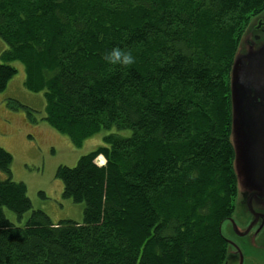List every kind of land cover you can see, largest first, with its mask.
<instances>
[{"label":"trees","instance_id":"16d2710c","mask_svg":"<svg viewBox=\"0 0 264 264\" xmlns=\"http://www.w3.org/2000/svg\"><path fill=\"white\" fill-rule=\"evenodd\" d=\"M262 11L264 0H0V92L19 61L45 121L75 146L132 130L57 169L82 222L33 210L13 224L4 208L21 218L33 205L25 183L0 180V264H224L238 193L230 74ZM117 46L135 63L108 64ZM12 163L0 147V169L12 176Z\"/></svg>","mask_w":264,"mask_h":264},{"label":"rangeland","instance_id":"374dc122","mask_svg":"<svg viewBox=\"0 0 264 264\" xmlns=\"http://www.w3.org/2000/svg\"><path fill=\"white\" fill-rule=\"evenodd\" d=\"M262 13L264 11L251 18L242 37L248 32L247 36L251 34V38H254L256 30H253L254 27L251 26L256 25L259 19L264 21ZM7 49L9 45L0 37V64L4 63L1 55ZM9 64L13 65L18 72L10 80L7 88L0 92V147L13 156L12 176L0 169V180L11 177L14 181L25 183L33 208L21 218L8 208H4L5 214L10 222L17 226L25 225L33 210L44 211L53 223L64 220L82 222L85 203L75 202L63 196L64 185L62 180L56 176L57 169L62 165L70 167L77 165L83 155L104 145L106 135L117 133L123 137H129L132 135V130H120L117 127L101 129L84 140L81 146H75L68 136L61 134L45 121L44 93L33 92L25 87L24 64L19 61H12ZM97 163L100 166L104 165L105 157L100 155ZM240 169L239 163L236 162L239 186L235 209L230 218L234 221L238 220L237 226L239 220H244L246 209L240 195L241 184L244 182V174H240ZM231 219L222 224V232L226 239L234 237ZM234 258L232 246L229 243L224 264H233ZM253 262L258 263L257 259ZM246 264H249L248 260Z\"/></svg>","mask_w":264,"mask_h":264},{"label":"water","instance_id":"95a60500","mask_svg":"<svg viewBox=\"0 0 264 264\" xmlns=\"http://www.w3.org/2000/svg\"><path fill=\"white\" fill-rule=\"evenodd\" d=\"M247 34L240 41L230 74L231 142L235 151L234 168L238 182L236 162L241 167L240 174H244L240 195L247 197L250 192L249 198H253V191L264 194V79L258 73L248 72L244 66L247 60L251 66L258 68L256 62L264 58V43L246 51V40L254 39ZM257 118H261V121L258 122Z\"/></svg>","mask_w":264,"mask_h":264},{"label":"flooded vegetation","instance_id":"af4514ba","mask_svg":"<svg viewBox=\"0 0 264 264\" xmlns=\"http://www.w3.org/2000/svg\"><path fill=\"white\" fill-rule=\"evenodd\" d=\"M251 27H254L253 30H256V34L254 39L246 40V43H248L246 51L251 48H258L264 43V21L259 19L257 24ZM256 64L258 68L251 66L245 60V70L258 73V76L264 79V58H260ZM256 120L260 122L261 118ZM249 194L247 197H241L246 208L244 220H239L238 226V220L230 221L234 237H228L227 240L232 246L233 256L235 257L233 264H246L247 260L249 264H264V194L253 191V198H249ZM254 259H257L258 263H254Z\"/></svg>","mask_w":264,"mask_h":264},{"label":"clouds","instance_id":"9594fccd","mask_svg":"<svg viewBox=\"0 0 264 264\" xmlns=\"http://www.w3.org/2000/svg\"><path fill=\"white\" fill-rule=\"evenodd\" d=\"M103 59L110 65L130 66L135 63V57L130 50H125L120 47H113L106 52Z\"/></svg>","mask_w":264,"mask_h":264}]
</instances>
